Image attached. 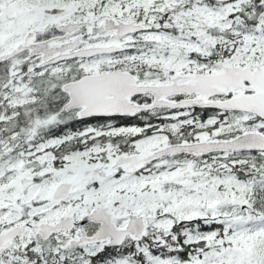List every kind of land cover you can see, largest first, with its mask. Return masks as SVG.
Returning a JSON list of instances; mask_svg holds the SVG:
<instances>
[{
    "label": "snow or ice",
    "instance_id": "1",
    "mask_svg": "<svg viewBox=\"0 0 264 264\" xmlns=\"http://www.w3.org/2000/svg\"><path fill=\"white\" fill-rule=\"evenodd\" d=\"M0 264H264V0H0Z\"/></svg>",
    "mask_w": 264,
    "mask_h": 264
}]
</instances>
